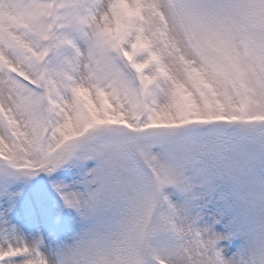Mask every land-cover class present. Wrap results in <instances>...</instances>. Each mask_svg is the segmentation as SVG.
<instances>
[{
	"label": "snow or ice",
	"instance_id": "obj_1",
	"mask_svg": "<svg viewBox=\"0 0 264 264\" xmlns=\"http://www.w3.org/2000/svg\"><path fill=\"white\" fill-rule=\"evenodd\" d=\"M0 264H264V0H0Z\"/></svg>",
	"mask_w": 264,
	"mask_h": 264
}]
</instances>
